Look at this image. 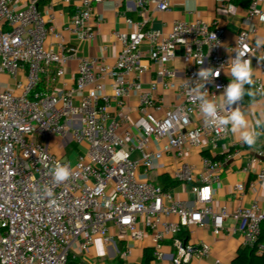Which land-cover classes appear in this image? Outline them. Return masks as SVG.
<instances>
[{"label": "built area", "instance_id": "2783aa9c", "mask_svg": "<svg viewBox=\"0 0 264 264\" xmlns=\"http://www.w3.org/2000/svg\"><path fill=\"white\" fill-rule=\"evenodd\" d=\"M49 1L0 0V264H102L84 259L97 239L125 264L143 244L153 264H198L213 248L192 242V230L212 227L220 237L229 218V235L254 247L264 225L260 206L229 214L218 209L214 189L223 163L240 157L246 144L223 161L203 155L218 150L230 131L205 123L190 87L201 67L219 69L206 84L219 96L231 82L229 61L247 54L252 63L264 50L254 25L264 22V0L251 2L244 28L226 49L215 22L177 21L168 35L148 28L155 13L184 0H137L127 10L142 19L124 14L113 63L82 57L68 39L96 41L103 22L98 7L106 0H81L63 27ZM180 49L182 70L172 66ZM255 81L264 85L261 77ZM55 138L63 156L52 150ZM72 144L81 149L75 163L67 152ZM57 164L72 168L68 181L53 182ZM244 171L256 179L237 184L235 193L264 191V149L252 150ZM163 175L189 186L192 201L152 179ZM263 251L259 244L257 254Z\"/></svg>", "mask_w": 264, "mask_h": 264}, {"label": "crops", "instance_id": "0c3cea01", "mask_svg": "<svg viewBox=\"0 0 264 264\" xmlns=\"http://www.w3.org/2000/svg\"><path fill=\"white\" fill-rule=\"evenodd\" d=\"M19 1V0H16ZM81 0H71V4H66L63 0H50L53 11L58 18V25L65 26L71 17V14L78 7ZM137 0H106V2L98 7V16L102 18L100 31L97 39L93 43L81 42L74 37L68 36V39L78 46L80 55L85 58L100 57L104 58L108 63H113L118 53L120 46L117 43L115 33L126 31L125 15L127 14L135 21H140L142 18L138 13L127 10L128 4L134 5ZM253 0H233L231 4L223 2V0H199L193 11H187L184 7V1H177L172 6V11L169 13H155L153 20L148 25V28L161 30L165 35L170 34L173 25L177 21L194 22L203 20L210 23H218L221 34L224 36L225 49L232 46L238 33L244 28V21L247 16L249 5ZM47 2V4L49 3ZM46 4L43 3V5ZM21 5V4H20ZM18 4V6L20 7ZM258 28V38L264 37V22L255 21L254 24ZM264 48V47H263ZM144 49H148L145 45ZM184 49H180L177 53V59L173 63V67L182 70L183 62L182 55ZM264 65V50L261 49L252 60V66L255 71V78L264 76L261 73V67ZM73 64L68 70L71 74ZM244 104L249 108V119H254V114L264 109V105L256 103L250 105L248 97L244 98ZM131 103H135L134 100ZM242 142L238 141L230 132V135L222 140L219 148L216 151L204 152L203 155L210 156L214 160L223 161L226 156ZM264 149V136H261L255 147L245 145L241 149V156L223 163L220 171V181L214 185L215 201L219 210L225 208L229 214L239 208H248L252 204L257 203L264 212V191L258 189V193L254 194L250 190L243 196H238L235 193V186L243 183L249 186L256 179L254 173L244 171L252 150ZM58 155L63 156L64 152L59 148H52ZM199 156L194 157L195 162L199 164ZM162 174L161 170L153 173V177ZM157 183L160 178H152ZM174 193L177 199L182 201H192V196L189 193V186L177 184L174 188ZM233 225V221L229 218L226 221V230L220 237L213 235L212 227L207 229L194 228L192 230L191 241L194 243L205 242L212 246L213 254L207 260L201 261L198 264H212L215 259H219L223 264H230L236 257L238 250L243 247V238L240 234L229 235L228 229ZM104 247L102 240L97 239L93 248L85 254L84 259L88 263L94 262V256L98 257V249ZM105 248V247H104ZM149 249L146 245H140L136 250L132 261L129 264H141L144 251ZM107 252V251H106ZM110 257H113L112 252H107Z\"/></svg>", "mask_w": 264, "mask_h": 264}, {"label": "clouds", "instance_id": "9594fccd", "mask_svg": "<svg viewBox=\"0 0 264 264\" xmlns=\"http://www.w3.org/2000/svg\"><path fill=\"white\" fill-rule=\"evenodd\" d=\"M199 0H184L187 11H193ZM215 35V34H214ZM257 47H264V37L257 39ZM247 55V54H246ZM245 55V56H246ZM237 54L228 63L231 82L224 88L221 95H210L206 84L213 82L220 75L219 69L201 67L198 81L191 85L190 94L193 101L198 103L199 111L206 124L210 127H223L230 131L233 137L249 147H255L261 136H264V109L249 119V113L242 107L245 97L250 105L264 104V85L256 86L255 71L250 59ZM235 106V107H234ZM72 168L68 165H55L50 172L55 184L68 181L72 176ZM45 196H51V191L45 187Z\"/></svg>", "mask_w": 264, "mask_h": 264}, {"label": "trees", "instance_id": "16d2710c", "mask_svg": "<svg viewBox=\"0 0 264 264\" xmlns=\"http://www.w3.org/2000/svg\"><path fill=\"white\" fill-rule=\"evenodd\" d=\"M159 178L160 180L157 182V184L165 189L174 188L175 186H177V184H179L168 176L163 175ZM183 236L185 237V235ZM259 244L264 245V225L262 227V231L257 244L254 247H241L238 250L236 257L230 264H264V251L262 255L257 254ZM153 260L154 258L152 251L150 249L145 250L141 264H153ZM116 261L118 264H125L121 259H117Z\"/></svg>", "mask_w": 264, "mask_h": 264}, {"label": "rangeland", "instance_id": "374dc122", "mask_svg": "<svg viewBox=\"0 0 264 264\" xmlns=\"http://www.w3.org/2000/svg\"><path fill=\"white\" fill-rule=\"evenodd\" d=\"M47 47V46H46ZM62 144V140H60V138H55L52 140L51 142V147L52 148H59L58 146H60ZM80 148L78 145L76 144H72L70 146V148L68 149V153H70V160L72 161V163H75L76 159H77V154L80 152ZM154 176V175H153ZM119 249H122V246H119ZM98 257L94 256V260L98 261L102 264H118L117 263V259H120L119 257H116L115 259L113 257H110L107 252L106 249L102 246L98 249Z\"/></svg>", "mask_w": 264, "mask_h": 264}]
</instances>
